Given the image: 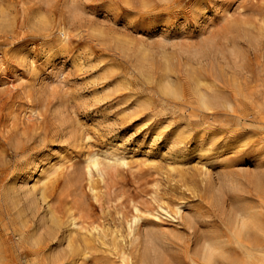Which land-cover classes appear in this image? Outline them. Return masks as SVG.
Masks as SVG:
<instances>
[{
    "label": "rangeland",
    "instance_id": "rangeland-1",
    "mask_svg": "<svg viewBox=\"0 0 264 264\" xmlns=\"http://www.w3.org/2000/svg\"><path fill=\"white\" fill-rule=\"evenodd\" d=\"M263 16L264 0H0V264L69 263L60 253L53 257L50 239L30 241L43 208L35 219L4 197L46 156L61 164L50 179V204L63 223L70 207L79 213L88 264H140L126 244L134 216L154 239L159 264H192L193 240L208 236L228 241L215 264H264V235L239 240L226 218L244 198L264 213L263 195L245 180L255 175L264 183V44L241 27L226 28ZM180 43L198 58L181 53ZM202 92L219 99L206 108ZM76 131L79 146L69 136ZM235 135L241 147L233 150ZM92 155L105 173L92 169L89 179L85 161ZM212 190L223 191L227 203H211ZM177 207L181 219L172 217ZM186 212L198 213L192 231ZM114 233L123 236L117 247Z\"/></svg>",
    "mask_w": 264,
    "mask_h": 264
},
{
    "label": "bare ground",
    "instance_id": "bare-ground-1",
    "mask_svg": "<svg viewBox=\"0 0 264 264\" xmlns=\"http://www.w3.org/2000/svg\"><path fill=\"white\" fill-rule=\"evenodd\" d=\"M46 1V0H45ZM228 12L223 9L222 10V19H226V14ZM68 14H70V12H68ZM72 14V13H71ZM74 15V13H73ZM228 25H226V28H234L235 26L237 27H241L245 33V36L248 37L251 41H253V43L257 44V45H262L264 44V16L259 18V19H253V20H241L239 22L236 21H232V22H227ZM202 32V31H201ZM203 33V32H202ZM201 34V33H200ZM206 36V34H205ZM163 39V38H162ZM192 39V38H191ZM190 40V39H188ZM246 40V39H245ZM170 40L168 38H164L163 39V43H169ZM189 42V41H188ZM145 44V43H144ZM180 47H182V52L183 54L188 55L190 58H198V52L196 49H193L191 45L189 44H179ZM141 48V47H140ZM204 48V47H202ZM199 49V48H198ZM173 50V49H172ZM250 51V50H249ZM142 52H148V49L146 48L145 45L142 44ZM205 52V51H204ZM168 53V52H167ZM165 50H163L162 53V58H164L166 61H168L167 59V54ZM257 54V53H255ZM171 55V54H170ZM223 55V54H222ZM237 55V54H236ZM143 58L146 59V55L144 54L142 56ZM240 58V56L238 57ZM263 62H264V49H263ZM227 60V59H226ZM191 61V60H190ZM194 62V61H193ZM225 62V61H224ZM167 64V63H166ZM197 64V63H196ZM256 64V63H255ZM235 66V64H234ZM233 66V67H234ZM185 67V66H184ZM191 66L189 64H186V67L184 68L186 74L191 73L190 71L193 70ZM224 67L222 66V69ZM214 69V68H213ZM236 69V68H235ZM183 70V72H184ZM226 70V69H225ZM237 70V69H236ZM264 70V68H263ZM218 72V71H217ZM216 72V73H217ZM224 72V71H223ZM227 72V71H225ZM194 73V71H193ZM262 74V73H261ZM192 75V74H191ZM190 75V76H191ZM219 76V73L216 74ZM225 75V74H224ZM220 77V76H219ZM193 78V77H192ZM191 78V79H192ZM194 80V79H193ZM219 97L218 95H210L207 92H202L199 94V102L201 103L202 106L208 108L209 104L212 102H216L218 101ZM227 104H230L229 102H227ZM213 110V109H212ZM56 112V111H55ZM59 112V111H58ZM63 112V110H62ZM61 112V113H62ZM66 112V111H65ZM60 114V113H59ZM63 114V113H62ZM65 115V114H64ZM58 116V115H57ZM60 116V115H59ZM62 122V121H61ZM67 123V122H66ZM69 126V125H67ZM61 128V127H60ZM69 128V127H68ZM67 130V129H66ZM69 130V129H68ZM67 130V131H68ZM23 134V133H22ZM21 134V135H22ZM55 134V133H54ZM58 134V133H57ZM8 135V134H7ZM23 136V135H22ZM69 136H72V144H75L77 146H79V144L81 143L83 137L80 134V132L78 133L77 131L75 133H69ZM86 136V135H84ZM213 135H211L209 137V140H211L213 137ZM236 136V135H235ZM5 137V136H4ZM58 137V136H57ZM61 138V137H60ZM66 138V137H65ZM231 138V137H230ZM233 138V137H232ZM242 139V138H241ZM240 137L236 136L235 138H233V141L231 143L230 146H232L231 148L237 149L239 148V143L241 142ZM3 140V139H2ZM203 138H199L198 139V143L203 142ZM70 143V141H68ZM85 143V142H83ZM82 144V143H81ZM226 144V143H225ZM73 146V145H72ZM83 146V145H82ZM229 146V145H228ZM241 147V146H240ZM45 148V147H44ZM75 148V147H74ZM230 148V147H229ZM48 149V148H45ZM44 149V150H45ZM21 151V150H20ZM26 152V150H23ZM35 151V150H34ZM236 151V150H235ZM238 151V150H237ZM61 152V151H60ZM23 153V152H22ZM21 153V154H22ZM51 153V152H50ZM59 153V152H58ZM260 153V152H259ZM27 153H25L26 155ZM45 154V153H44ZM43 154V155H44ZM52 154V153H51ZM264 154V153H263ZM17 155V154H16ZM28 155V154H27ZM31 155V154H30ZM28 155V156H30ZM47 155V154H46ZM64 155V154H63ZM22 156V155H21ZM26 156V157H28ZM37 156V155H36ZM42 156V155H41ZM2 157V156H1ZM44 157V156H43ZM53 157V156H52ZM58 157H62L61 154H59ZM57 157V158H58ZM256 157V156H255ZM254 157V158H255ZM25 158V157H24ZM34 158V156H33ZM42 158V157H41ZM259 158V157H258ZM261 158V157H260ZM18 159V158H17ZM20 159V157H19ZM23 159V158H22ZM21 160V159H20ZM26 160V158H25ZM117 160H120L119 158H117ZM253 160V159H252ZM256 160V159H254ZM56 161V160H55ZM122 161V160H120ZM24 162V161H23ZM30 163H32L30 161ZM244 163V162H243ZM21 164V163H19ZM10 165V164H9ZM12 165V164H11ZM25 165V163H24ZM242 165V164H241ZM8 166V165H7ZM20 166V165H19ZM28 166V165H27ZM61 164L60 162L51 164V161L48 160V156H46L45 158H43L42 160H34L30 169H28L27 171L25 170L24 175L14 181V185L9 188L8 187V192L5 193V199L7 200V202H10L11 205L15 208V207H21L26 209L27 212L30 211V214L32 216H36L38 214V210L39 208H43V211L41 213V217L39 219V224L38 226L34 227V229L32 230V233L30 235V241L32 243H34L36 240L38 239H42L43 237H46L48 239H50V241L54 242L56 245V250L54 251L53 257H56V255L58 253L62 254L65 258V260H67L69 263L68 264H88L86 263V260L88 259V253H89V245H88V239L86 237V232L84 234V231L81 232V227H80V223L78 222V217L80 216L79 213H77V211L73 208L70 207L68 209V213L66 216V220L63 223V221L61 222V218L59 215H57V210L55 209V207H53L50 204V198H51V188L52 185H50L52 182L50 179L51 176H53L54 174L57 173V171L59 170ZM237 166V165H235ZM258 166V165H257ZM4 167V166H3ZM81 167V166H80ZM238 167V166H237ZM230 168V167H229ZM4 169V168H3ZM1 169V170H3ZM92 169H95L97 172H99L100 175H103L105 173V168L104 165L102 164V162L95 156L92 155L90 157H88L85 161V171L89 176V179L92 178ZM258 169V168H257ZM262 169V168H260ZM264 169V168H263ZM0 170V171H1ZM5 171V170H4ZM3 171V172H4ZM19 171V170H18ZM17 171V173H18ZM78 171V170H77ZM238 170H236L235 172H237ZM242 173L244 171H241ZM1 173V172H0ZM7 173V172H6ZM61 173V172H60ZM22 174V173H21ZM73 174V173H72ZM16 175V174H15ZM58 175V174H57ZM252 175V174H251ZM6 176V174L4 175ZM8 176V174H7ZM21 176V175H20ZM230 176V175H229ZM236 176V175H235ZM262 176V175H261ZM72 177V176H71ZM226 177V176H225ZM263 177V176H262ZM4 178V177H3ZM14 178V177H13ZM18 178V177H17ZM213 178V177H212ZM223 178V177H220ZM2 179V178H0ZM7 179V178H6ZM15 179V178H14ZM227 179V178H226ZM72 180V179H71ZM215 180V179H214ZM236 180V179H235ZM245 180L247 181L246 183H248L249 186H253L254 190L257 192L258 195H263V199H264V183H262V179L260 178V176H253L251 178H245ZM53 181V180H52ZM220 181V180H219ZM1 182V181H0ZM209 183V182H208ZM232 188L233 189H239L238 188V183L236 181H232L231 182ZM215 185V184H214ZM244 185V184H243ZM217 186V184L215 185V187ZM219 187V186H218ZM220 188V187H219ZM249 188V187H248ZM93 190V189H92ZM245 190V189H244ZM210 191V190H209ZM246 191V190H245ZM251 191V190H250ZM223 191H221L222 193ZM219 191L217 190H212L211 194H210V202L217 205V206H222V204L224 202H226V200L223 202V197ZM224 193V192H223ZM243 193V192H241ZM227 194V193H226ZM229 194V193H228ZM57 195V194H56ZM232 195V194H231ZM236 195V194H235ZM239 195V194H238ZM244 195V194H243ZM254 195V194H253ZM241 196V195H239ZM246 196V195H244ZM261 198V197H259ZM4 199V200H5ZM228 199V198H227ZM242 199V197H241ZM232 200V199H231ZM245 201V205L244 207H241L237 210H235L232 213H226L227 215V221L229 223V225L232 228V233L236 235V237L239 240L245 239L247 237H249L251 234H256V235H260L263 234L264 235V213L262 212V209L260 208L259 204H254V203H250V201H248L247 198L243 199ZM254 200V199H253ZM259 200V199H258ZM237 201V200H236ZM241 201V200H240ZM264 201V200H262ZM230 202V201H229ZM228 202V203H229ZM235 202V200H234ZM253 202V201H252ZM6 203V202H5ZM227 203V202H226ZM236 203V202H235ZM244 203V202H243ZM6 205L9 206V204L6 203ZM10 205V206H11ZM227 205V204H226ZM229 205V204H228ZM231 205H233L231 203ZM213 206V205H212ZM216 206V207H217ZM238 206V205H236ZM215 207V206H214ZM226 207V206H225ZM224 207V208H225ZM7 208V207H6ZM229 208V206H228ZM18 209V208H17ZM23 209V210H24ZM9 210V208L7 209ZM136 212H138V209H135ZM217 210V208H216ZM218 210H220L218 208ZM230 210V209H229ZM232 210V209H231ZM14 211V210H13ZM222 211V210H221ZM224 211V210H223ZM26 212V211H24ZM26 212V213H27ZM219 212V211H218ZM12 213V212H11ZM185 213V212H184ZM188 213V212H186ZM210 213V212H205ZM25 214V213H23ZM175 217L172 216L174 219H181L183 218V215H181V207H177L176 208V212L174 213ZM194 214H198L197 212H195ZM194 214H192L194 216ZM203 214V213H202ZM216 214V213H215ZM219 214V213H218ZM224 214V213H223ZM22 215V214H21ZM20 215V216H21ZM27 215V214H26ZM192 215H190L189 213L186 214V218H187V226L189 230H194V227H196L195 223V217H193ZM217 215V214H216ZM222 215V214H220ZM25 216V215H24ZM196 216V215H195ZM205 216V215H203ZM199 217V216H198ZM207 217V216H206ZM214 217V215L212 216ZM220 217V216H219ZM225 217V215H224ZM37 217H35L36 219ZM200 218V217H199ZM210 218V217H207ZM206 218V223H208V221H210V219L207 221ZM216 218V217H214ZM38 219V218H37ZM213 219V218H212ZM140 220L141 217L140 216H134L130 221L126 222L127 225V237L129 238L127 244V248L129 250H131L132 253L135 254V256L137 255L140 259V264H159L160 263V258H159V254H158V250H157V246L154 243V239L150 236L147 235V231L146 229H144L146 232H144V230L142 229V226L140 224ZM197 220V219H196ZM204 220V219H203ZM176 221V220H175ZM178 221V220H177ZM224 220H221V222ZM226 221V219H225ZM215 222V220H214ZM178 224H180L179 222H177ZM213 223V222H212ZM210 221V225L212 224ZM61 224H63V228L61 227ZM209 224V223H208ZM221 224V223H220ZM143 225V224H142ZM222 225V224H221ZM145 226V225H144ZM211 227V226H209ZM214 227V226H213ZM220 227V226H219ZM185 228V227H184ZM197 228V227H196ZM222 228V227H221ZM225 228V227H224ZM95 229V228H94ZM214 229V228H213ZM227 229V228H226ZM229 229V227H228ZM62 230V231H61ZM157 230V229H155ZM154 230V232H156ZM209 230V229H208ZM212 230V228H211ZM209 230V232L211 231ZM100 231V230H99ZM105 231V230H104ZM149 231V230H148ZM196 231V230H195ZM221 231V230H220ZM25 232V227L22 229V234ZM113 232V231H112ZM117 232V231H116ZM153 232V233H154ZM158 232H160L158 230ZM157 232V234H159ZM207 232V231H206ZM212 232V231H211ZM88 233V232H87ZM93 233L94 232L93 230ZM191 233V232H190ZM204 233V232H203ZM215 233V232H214ZM217 233V232H216ZM98 234V233H97ZM118 234V233H117ZM213 234V233H212ZM212 234L210 235L212 237ZM99 235V234H98ZM102 235V234H101ZM121 235V234H120ZM175 235V234H174ZM197 235V234H196ZM195 235V236H196ZM204 234H202L200 237H202ZM215 234H213L214 236ZM220 234H218L219 236ZM255 235V236H256ZM89 236V235H88ZM100 236V235H99ZM98 236V237H99ZM155 236V235H154ZM158 236V235H157ZM163 236V235H162ZM208 236V235H206ZM223 236V235H222ZM254 236V235H253ZM96 237V238H98ZM123 236H120V238L114 233L113 234V241H114V246L113 247H117V243L118 241H116L118 238L122 240ZM160 237V236H158ZM176 237V236H175ZM197 237V236H196ZM205 237V236H204ZM203 237V238H204ZM252 237V236H251ZM107 238V237H106ZM109 238V237H108ZM166 238V237H165ZM191 238V237H190ZM189 238V240H190ZM201 238V239H203ZM213 238V237H212ZM211 239H209V236L206 238L208 240H204L202 243L198 242V240H196L197 242L194 241V243H196V254L194 253L195 250L193 251L194 255L196 258H194L192 256L193 259H191V263L192 264H215L216 263V259L219 261V257H223L226 253V250L224 249V247L228 244V241L225 240H217L216 235H215V239L218 241H213ZM219 238V237H218ZM256 238V237H255ZM262 238V237H261ZM105 240V238H103ZM118 239V240H119ZM124 239V238H123ZM181 239V238H180ZM187 239V238H186ZM194 239V238H193ZM200 239V240H201ZM220 239H223L220 237ZM112 240V239H111ZM126 240V239H125ZM175 241V239H173ZM179 240V239H178ZM176 240L177 242L181 241V240ZM41 241V240H40ZM107 241V240H106ZM186 241V240H185ZM252 241V240H250ZM30 242V243H31ZM126 241H123L124 245H125ZM165 242V241H164ZM192 242V241H191ZM101 243V242H100ZM108 243V242H107ZM122 243V244H123ZM168 243V242H167ZM182 242H180L181 244ZM37 244V243H36ZM102 244V243H101ZM165 244V243H164ZM190 244V243H189ZM109 246H111V243L108 244ZM191 245V244H190ZM97 246V245H96ZM107 246V245H106ZM165 246V245H164ZM180 246V245H179ZM184 246V245H183ZM193 246V245H192ZM255 246V245H254ZM53 247V246H52ZM126 247V245H125ZM124 247V249H126ZM188 247H190L188 245ZM104 248V247H103ZM110 248V247H108ZM123 248V247H122ZM162 248V247H161ZM195 248V247H194ZM193 248V249H194ZM47 249V248H46ZM50 249V248H48ZM160 249V248H159ZM169 249V248H168ZM186 249H188L186 247ZM185 249V250H186ZM227 249V248H226ZM229 249V248H228ZM231 249V248H230ZM51 250V249H50ZM102 250V249H101ZM174 250V249H172ZM49 251V250H47ZM59 251V252H58ZM108 251V249L106 250V252ZM111 251V250H110ZM115 251V250H114ZM122 251V250H121ZM127 251V250H126ZM44 252V251H43ZM123 252V251H122ZM125 252V251H124ZM109 253V252H108ZM113 253V252H112ZM111 253V254H112ZM115 253V252H114ZM258 253V252H257ZM52 254V253H51ZM107 254V253H105ZM229 254V252L227 253ZM234 254V253H233ZM108 255V254H107ZM110 255V254H109ZM52 257V256H51ZM218 257V258H217ZM226 257H228L227 255L223 258V262H225L224 259H226ZM230 258V257H229ZM229 260V259H228ZM167 261V260H166ZM190 261V259H189ZM201 262V263H200ZM232 262V261H231ZM220 263V262H219ZM217 262V264H219ZM222 263V262H221ZM169 264V263H168Z\"/></svg>",
    "mask_w": 264,
    "mask_h": 264
}]
</instances>
